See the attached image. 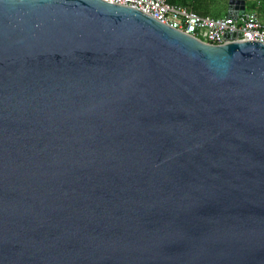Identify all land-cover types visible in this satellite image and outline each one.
<instances>
[{"label":"water","instance_id":"1","mask_svg":"<svg viewBox=\"0 0 264 264\" xmlns=\"http://www.w3.org/2000/svg\"><path fill=\"white\" fill-rule=\"evenodd\" d=\"M0 264H264V45L0 0Z\"/></svg>","mask_w":264,"mask_h":264},{"label":"built area","instance_id":"2","mask_svg":"<svg viewBox=\"0 0 264 264\" xmlns=\"http://www.w3.org/2000/svg\"><path fill=\"white\" fill-rule=\"evenodd\" d=\"M106 3L136 9L156 21L203 43L221 46L235 41H257L264 45V21L245 11L236 17H203L168 0H102Z\"/></svg>","mask_w":264,"mask_h":264},{"label":"trees","instance_id":"3","mask_svg":"<svg viewBox=\"0 0 264 264\" xmlns=\"http://www.w3.org/2000/svg\"><path fill=\"white\" fill-rule=\"evenodd\" d=\"M231 0H168V3L182 8L203 17L221 18L222 8L225 12ZM246 4V11L255 13L264 21V0H239ZM223 6V7H222ZM223 10V12H224Z\"/></svg>","mask_w":264,"mask_h":264},{"label":"rangeland","instance_id":"4","mask_svg":"<svg viewBox=\"0 0 264 264\" xmlns=\"http://www.w3.org/2000/svg\"><path fill=\"white\" fill-rule=\"evenodd\" d=\"M223 7V6H222ZM223 8H222V12H221V14H222V16H224L225 14H227V11L225 12V10H224V12H223Z\"/></svg>","mask_w":264,"mask_h":264},{"label":"crops","instance_id":"5","mask_svg":"<svg viewBox=\"0 0 264 264\" xmlns=\"http://www.w3.org/2000/svg\"><path fill=\"white\" fill-rule=\"evenodd\" d=\"M227 12H228V10H227Z\"/></svg>","mask_w":264,"mask_h":264}]
</instances>
